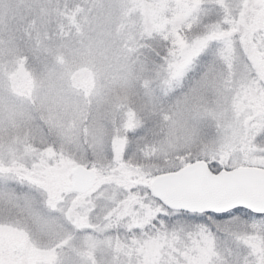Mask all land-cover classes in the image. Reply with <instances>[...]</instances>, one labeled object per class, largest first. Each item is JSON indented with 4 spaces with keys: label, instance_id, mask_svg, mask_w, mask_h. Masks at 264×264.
I'll list each match as a JSON object with an SVG mask.
<instances>
[{
    "label": "snow or ice",
    "instance_id": "1",
    "mask_svg": "<svg viewBox=\"0 0 264 264\" xmlns=\"http://www.w3.org/2000/svg\"><path fill=\"white\" fill-rule=\"evenodd\" d=\"M17 40L0 96L67 115L0 146V264H264V0H0Z\"/></svg>",
    "mask_w": 264,
    "mask_h": 264
},
{
    "label": "rangeland",
    "instance_id": "2",
    "mask_svg": "<svg viewBox=\"0 0 264 264\" xmlns=\"http://www.w3.org/2000/svg\"><path fill=\"white\" fill-rule=\"evenodd\" d=\"M6 43L0 44V77L6 76L8 81H14L16 77L14 69L19 65L27 78L28 87L38 83L43 74V69L27 52L22 42L17 40L7 45L8 47L19 48V52L5 51ZM59 62L58 60L57 63ZM64 67L77 72L93 71L98 78L100 74L108 72L106 65L102 63L99 57L95 59L94 64L88 59H81L76 62H69ZM6 68L9 70L7 73L4 72ZM59 85L60 82L55 81V88L50 94L47 90H40L37 87L31 99L22 94L17 95L18 90L10 88L6 94L12 98L14 103H9L0 96V146H4L5 149L9 146L17 147V139L28 135L29 122L39 124L43 121L46 123L50 116L66 118L67 109L58 100ZM53 99L56 102H52Z\"/></svg>",
    "mask_w": 264,
    "mask_h": 264
}]
</instances>
